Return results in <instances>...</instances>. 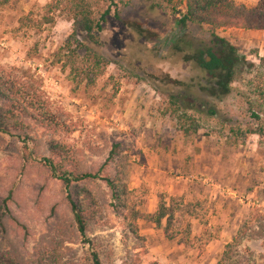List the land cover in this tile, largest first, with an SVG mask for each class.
Segmentation results:
<instances>
[{
    "label": "rangeland",
    "instance_id": "374dc122",
    "mask_svg": "<svg viewBox=\"0 0 264 264\" xmlns=\"http://www.w3.org/2000/svg\"><path fill=\"white\" fill-rule=\"evenodd\" d=\"M51 0H0V67L28 71L42 85L48 99L70 114L74 132L60 140L75 161L96 173L102 166L127 192L124 202L113 199L103 181L82 183L88 194V238L105 264H122L136 256L143 264H217L243 223L264 211V136L246 141L233 128L256 130L248 107L238 100L248 87L235 83L234 93L218 104L220 116L195 114L199 131L187 137L172 116L163 94L183 96L168 76L182 82L195 69L183 55L171 57L173 42L188 34L209 38L208 27L180 30L175 9L186 0H131L121 10L123 20H139L158 33L145 41L133 34L114 11L104 25V53L112 63L95 85L78 86L55 53L73 32V23L59 19L55 26L38 27L43 8ZM254 7L256 0H235ZM109 3L101 8L106 10ZM218 36L234 44L248 62L264 58V31L231 28ZM256 73L245 77L255 80ZM169 83V84H168ZM245 132V131H244ZM13 190L4 248L32 256L40 238L58 217H65L62 184L45 170L24 166L21 156L0 150V198ZM163 199L175 213L169 239L163 226L139 219L133 212L154 214ZM138 232H133L134 226ZM245 245L262 252L260 242ZM85 256L83 245H70Z\"/></svg>",
    "mask_w": 264,
    "mask_h": 264
},
{
    "label": "trees",
    "instance_id": "16d2710c",
    "mask_svg": "<svg viewBox=\"0 0 264 264\" xmlns=\"http://www.w3.org/2000/svg\"><path fill=\"white\" fill-rule=\"evenodd\" d=\"M131 0H51L44 8L38 27L55 26L59 19L73 23V32L55 53L56 61L68 67L72 80L78 85H95L112 61L101 52L104 25L114 11L121 21L138 38L149 41L158 39V33L139 20H123L121 10L131 6ZM254 7L238 5L235 0H186L183 10L175 9L180 30L190 27H208L210 37L201 40L197 36L183 34L173 42L171 57L183 55V62L195 69L190 79L181 81L168 76L175 88L183 86V96L163 94L172 109L178 129L187 137L195 136L199 126L195 114L218 118V104L230 97L235 83L244 81L247 92L240 95L239 107H248L250 118L260 123L256 130L233 128L238 141H246L248 135L264 136V58L260 64L250 63L239 49L218 31L237 28L247 31H264V0H256ZM109 3L106 10L101 8ZM256 73L255 80L245 77ZM168 83V84H169ZM70 114L50 101L41 83L28 71L20 68L0 67V150L15 152L21 156L24 166L45 170L62 184V204L67 209L65 217H58L49 231L36 245L32 256L26 258L18 249L6 250L8 221L13 219L9 204L14 191L0 198V264H105L96 244L88 238L89 218L83 200L88 194L82 183L103 181L112 190L113 199L124 202L127 192L102 166L96 173L63 150L57 136L74 132ZM245 131V132H244ZM133 220L139 219L162 227L175 240L172 232L175 213L161 199L154 214L133 212ZM133 232L137 234L135 225ZM260 242L262 252L256 253L245 241ZM83 245L85 256L79 255L70 245ZM122 264H143L136 256H129ZM158 264V263H150ZM217 264H264V211L256 218L246 220L227 244Z\"/></svg>",
    "mask_w": 264,
    "mask_h": 264
}]
</instances>
